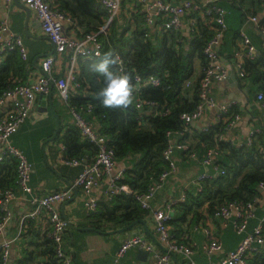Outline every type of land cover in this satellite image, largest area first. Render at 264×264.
Here are the masks:
<instances>
[{"label":"built area","instance_id":"2783aa9c","mask_svg":"<svg viewBox=\"0 0 264 264\" xmlns=\"http://www.w3.org/2000/svg\"><path fill=\"white\" fill-rule=\"evenodd\" d=\"M6 5H10L14 0H0ZM38 18L42 33L54 45V52L43 58L40 62V74L31 82L26 84L15 85L0 95V147L1 158L9 156L16 161V189H8L2 194L0 199V231L13 218L12 203L19 198L26 199L32 206V211L25 216L18 235L22 233L26 223L31 220H37L40 217L45 219L41 226L44 238L51 240L54 246V258L58 264H74L71 256L65 249V234L68 227V221L61 217L58 207L63 202L70 200L74 196V189H78L80 196L84 199V205L87 213H94L99 205L95 196L96 189L100 187L105 178H109L106 186L105 195L111 199L122 192L129 193V188L120 183L123 171L115 174L117 166L115 152L108 145L105 135L99 132L93 122L86 119L81 110L70 108L71 115L75 126L78 128L83 137L97 148L96 156L82 163L76 159H65L62 162L70 166L83 165V169L73 184L60 190L52 191L43 196L33 193L30 186V180L33 172V164L28 159L25 152L13 145L12 136L17 133L21 125L29 118L32 113L37 95H49L55 87L58 96L68 105V99L71 88H80L77 82L78 67L80 59H93L97 57L96 53L101 54L102 44L100 36H107L111 22L116 19L122 10L139 9L142 13L145 26L151 32V29L157 33L168 31H177L183 34L184 20L188 19V32L191 38L195 31L198 14L199 19L204 20V24L213 32L210 39L206 42L203 53L206 64L201 67V72L197 78L189 79L185 82L184 87L190 88L198 80V97L199 102L191 112L182 113L180 116L186 127L191 126L192 121H199L207 108L218 106L213 94L214 85L227 79L229 70L220 63V47L223 43L224 32L226 30L225 10L218 5L219 1L234 3L237 0H96L97 4L105 11L106 17L104 23L94 31H86L79 26L76 20L68 12L62 10L59 6L53 5L48 0H21ZM124 1L127 4L123 7ZM247 20L253 23L260 31L264 39V25L260 24V19L256 16H248ZM72 27L75 35H70L67 28ZM148 32L145 35H148ZM17 51L23 60L28 58V51L23 42L22 36L10 29L9 19L7 17L0 19V61L8 52ZM117 68L126 71V62L123 55L119 52ZM62 56H66V71L64 75L56 76L53 72V63ZM234 62L233 69L240 79L245 78L246 73L244 63L246 60L257 58V51L250 38L244 34H239V41L233 52ZM161 83V78L157 75L150 74L143 76L140 73L133 74L134 100L133 106L139 113L137 119H142V114H158L156 103L145 100L141 97V91L144 87H157ZM72 95V94H71ZM257 101L264 107V93L258 92ZM8 101V105L6 102ZM232 105H223L219 107V118L226 114ZM91 107L87 112L90 113ZM168 109L163 110L161 114L165 115ZM228 125L226 129L233 127L240 119L238 114L227 118ZM206 129V128H205ZM259 129L251 130L246 138L247 144L252 142L255 134ZM180 132H167V146L163 151L164 160L167 162V169L161 173L158 180L155 181L144 195H138L137 200L144 209L152 210L150 201L156 193L164 186L168 177L176 171V161L174 160V151L187 150L188 145L174 137L181 136ZM177 139V138H176ZM242 141V142H244ZM239 142L236 145H241ZM218 149H208L201 159V163L207 168V171L199 176L195 181L196 190L200 191V183L203 180L210 179L215 173H224L217 163ZM191 158H197L195 153L190 154ZM113 174V175H112ZM264 196V185L260 184ZM261 197L255 198L246 204L229 203L221 206L215 213V217L220 218L225 223H230L236 233H245L242 241L236 249L228 252L226 258L221 264H249V257L260 250L264 244V234L262 221L256 225L252 231L248 232L249 221L255 216V208ZM186 200V192H183L177 199H173L166 205V209L154 211L152 213L154 221V230L161 245L157 246L152 243L147 236L137 234L131 238L125 239L119 246L113 261L110 264H121V259L131 248L145 250L153 264H172V253H180L187 257L189 264H196L191 259L193 246L183 238H177L170 229L169 221L173 207ZM13 240H8L0 245V264H13L10 261V250ZM222 250L219 241L213 240L204 246L207 254H212ZM131 264H143L142 262H133Z\"/></svg>","mask_w":264,"mask_h":264},{"label":"trees","instance_id":"16d2710c","mask_svg":"<svg viewBox=\"0 0 264 264\" xmlns=\"http://www.w3.org/2000/svg\"><path fill=\"white\" fill-rule=\"evenodd\" d=\"M78 11L71 9L68 3L63 2L60 8L68 12L79 26L86 31H94L104 23L105 11L96 0H77ZM235 7L242 11V19L248 16L260 15L264 10V0H237ZM127 4L123 3V7ZM242 5V7L239 6ZM128 14V15H127ZM197 17L195 33L191 38L184 37L177 31L151 33L145 26L144 18L139 9L122 12L109 26L107 36H100L102 44L101 55L108 51L119 52L126 62V71L133 76L140 73L143 76L150 74L161 78L157 87L147 86L141 91V97L156 103L158 114L139 113L132 105L127 111L119 109L109 110L100 106L96 94L102 87L101 80L90 70L97 57L80 60L77 82L80 88L76 94L68 99V108L81 110L86 119L98 125L99 132L106 136L108 145L113 148L118 161L129 159L131 167L123 171L120 183L129 188V193H120L99 203L96 211L90 214V226L101 230V224H112L116 228H124L136 221L145 220L152 216L149 209H144L137 200L138 195L147 193L149 187L158 180L167 169L163 151L167 146V132H180L176 136L181 143L188 145L187 150H181L185 156L195 153L201 160L210 148L218 149L217 163L224 173H215L210 179L201 181V190L186 193V200L173 207L169 226L177 237L178 231L187 217L192 215L195 221L204 218L199 209L206 207L205 212L215 216L216 211L229 203L246 204L257 197L259 185H264V135L257 133L252 142L246 141L235 145L221 140V135L228 122L225 118L237 114L234 106L219 118V122L203 130L186 127L181 120L182 113L191 112L199 102L198 80L190 88H185L187 80L194 79V63L198 59L201 67L206 64L203 53L206 42L212 31L204 24L203 19ZM264 25V19H260ZM148 32L146 36L145 33ZM34 64L23 60L17 51L8 52L0 61V95L19 84L28 83L30 69ZM244 69L247 77L255 83L264 84V56L254 60H246ZM53 87L51 93L57 94ZM258 92L264 93V87ZM88 107L92 110L87 112ZM168 109L165 115L163 110ZM228 118V117H227ZM56 140L63 144V158L79 161H90L97 154V148L82 136L75 124L62 125L59 128ZM63 132V133H62ZM62 133V134H61ZM16 161L6 156L0 160V199L3 192L16 189ZM31 225L35 220H31ZM141 225V224H140ZM41 228V226H40ZM264 234V223L262 224ZM68 232V231H67ZM65 234V249L74 259L68 249L67 233ZM42 230L35 236L36 243L44 249L45 262L40 264H58L54 258V246L50 239L44 238ZM184 238V237H183ZM0 255V262H1ZM31 257H26L18 264H29ZM75 264V262H74ZM249 264H264V252L259 250Z\"/></svg>","mask_w":264,"mask_h":264},{"label":"crops","instance_id":"0c3cea01","mask_svg":"<svg viewBox=\"0 0 264 264\" xmlns=\"http://www.w3.org/2000/svg\"><path fill=\"white\" fill-rule=\"evenodd\" d=\"M48 1L59 7L65 2L70 5L71 9L79 10L77 0ZM20 4H23L21 0H18V3L14 0L10 5H6L0 1V19L7 17L9 19L10 29L22 36L28 51V58L25 61L33 64L34 60L38 57L37 64L40 65L43 58L54 52V45L42 33L37 15L31 11L28 17L26 11ZM237 4L238 3H229L227 1L218 2V5L225 10L226 21L223 43L220 47V63L229 70V75L227 79L214 85L213 94L218 106L207 108L203 117L196 122V126L192 127L194 129L203 130L207 127L216 125L219 122V107L231 104L234 106V109H236L240 119L233 127L225 129L220 137L221 140L235 145L246 140L251 130L259 129V134L262 133L264 135V107L256 99L258 91L264 87V84L255 83L250 77L240 79L233 69V52L239 41L240 31L250 38L252 44L256 48L257 57L260 55L264 56V39L253 23L249 22L247 19L243 20L242 17H240V27L234 30L232 32L233 34L229 35V39L227 40V32L232 31L228 21L231 17H235L231 9L235 8ZM239 6L242 7L241 4H239ZM258 18L264 19V10L258 15ZM188 22L189 20L185 19L183 27V34L187 37H189ZM67 32L70 35L76 34L72 27H68ZM155 32L156 31L151 29V33ZM80 60L84 61L87 59ZM66 61V56L57 58L53 63L54 75L60 76L65 74ZM200 72V61L196 59L194 63V78H197ZM39 74L40 70L38 68L34 67L30 69L27 82L33 81ZM233 74H235L234 78ZM76 92H78V90L72 87L70 93L76 94ZM71 94L69 95L71 96ZM60 99L58 92L57 94H52V105L56 117L50 109L49 95H47L45 104L41 103L44 99L40 98V94L37 95L34 109L29 118L21 125L17 133L12 136L13 145L22 149L24 152L26 144L33 146L38 152V154L35 155V161L30 160L27 156L32 164L39 163L40 165H33L34 167L30 180L32 191L38 196H43L49 192L69 187L83 169L82 164L78 166L64 164L62 162L63 144L57 141L56 138L52 139L56 131L57 119L62 127L68 124H74L68 105ZM7 105L8 101L5 106ZM95 127L98 128V125ZM173 140L177 141L176 137H174ZM173 157L176 161V171L168 177L164 186L150 201L152 213L157 210L166 209L167 203L173 199H177L183 192L188 193L190 191H195V181L198 180L203 171H207V168L202 165L198 156L197 158H191L183 155L180 150H176L174 151ZM130 167L131 164L129 159L120 160L113 174L118 171H124ZM108 182L109 178L103 179L100 187L96 189L95 196L98 203L109 200L105 195ZM80 195L78 191L74 200L67 204H64L65 201L58 207L61 217H67L69 222L76 227V229H71L67 232L66 239V242H68V249L71 252L75 264H110L121 243L133 233L147 236L152 243L159 246L157 244L158 237L154 230L152 216L144 220L151 234L150 236L147 234L145 226L137 221V224L129 231L103 234L102 232H112L120 228L113 229L114 226L112 224L102 223L101 230L98 231L90 226L91 218H89L90 216L85 209L84 199ZM205 209L206 207L199 209V212L204 215V218L201 220L195 221L194 217L189 215L178 230L182 233L180 235L177 233L176 235L182 236L181 238L184 237L182 240L192 244L194 251L191 255V259L196 264H221L228 252L238 247L245 233H236L230 223H225L215 216L211 217L205 212ZM12 210L13 218L0 231V245L5 241L13 240L10 250L11 263L18 264L26 257H31L29 264H40L45 262L46 255L44 254V249L38 245V242L36 243L35 239L45 219L40 217L35 220L32 225V221H28L22 233L18 235L20 227L25 220V216L32 211V206L28 200L19 198L12 203ZM263 218L264 196L261 195V199L255 208V216L249 221L247 231H252ZM88 228H92L93 230H89ZM213 240H217L221 243L222 250L209 255L204 251V246ZM138 250L139 248L136 247L128 250L121 259V264H131L137 261L143 264H153V260L149 255L145 260L138 259ZM260 250L264 252V244L260 246ZM252 256L253 255L249 258H252ZM172 260V264H189L190 261L180 253H176L175 257L172 256Z\"/></svg>","mask_w":264,"mask_h":264},{"label":"clouds","instance_id":"9594fccd","mask_svg":"<svg viewBox=\"0 0 264 264\" xmlns=\"http://www.w3.org/2000/svg\"><path fill=\"white\" fill-rule=\"evenodd\" d=\"M90 70L101 80L102 87L96 94L100 106L104 109L127 111L134 100L133 76L130 72L117 68L119 56L114 51L101 55Z\"/></svg>","mask_w":264,"mask_h":264},{"label":"water","instance_id":"95a60500","mask_svg":"<svg viewBox=\"0 0 264 264\" xmlns=\"http://www.w3.org/2000/svg\"><path fill=\"white\" fill-rule=\"evenodd\" d=\"M15 1L18 3V0H15ZM20 5H21V7L26 11V13H27V15H28V17H29L31 10H30L26 5H23V4H20ZM37 59H38V57L34 60L33 64H34V66H35L36 68H38V69L40 70L41 68H40V65L37 64ZM234 77H235V74H233V78H234ZM49 97H50V109H51L52 113L56 116L55 111H54V109H53V105H52V93L49 94ZM40 98H41V99H44L43 101H41V103H42V104H45V102H46V98H47V95H46V94H40ZM56 117H57V116H56ZM190 125H191V127H195V126H196V121H192V122L190 123ZM59 128H60V124H59V120L57 119V127H56V131H55V133H54L52 139L56 138V136H57V134H58V132H59ZM262 190H263V189H262L261 187L258 188V191H259L260 193H262ZM77 193H78V189L75 188V189H74V196H73V198L70 199V200H67L64 204H67V203L71 202L72 200H74V199L76 198V196H77ZM64 219H66V220L68 221V227H69V229H68L67 231H70L71 229H76V227H74V226L69 222V220L67 219V217L64 216ZM137 222H138V223L140 222L142 225L145 226V230H146L147 234L150 236L151 234L149 233V230H148V228H147V226H146V222H145L144 220H139V221H137ZM137 222H134V223L130 224L129 226L124 227V228H121V229H119V230H114V231H112V232H102V233H103V234H113V233H117V232L129 231V230H131V229L135 226V224H137ZM88 229H89V230H93L92 228H88ZM137 234H138V233H133V234L129 235V237H127V238H131V237H133V236H136ZM157 244L160 246L159 242H157ZM138 255H139L138 259H140V260H145V259L148 258V253H147L145 250H143V249H139V250H138ZM172 256L175 257V254L172 253Z\"/></svg>","mask_w":264,"mask_h":264},{"label":"rangeland","instance_id":"374dc122","mask_svg":"<svg viewBox=\"0 0 264 264\" xmlns=\"http://www.w3.org/2000/svg\"><path fill=\"white\" fill-rule=\"evenodd\" d=\"M231 10L234 13L235 17H231L229 19V21H228V24H229L230 29L232 31L231 32L230 31L227 32V40L229 39V35H232L233 34L232 32L240 27V24H241L240 17L242 15V11H243V10H241L238 7L232 8ZM60 100H62V99H60ZM24 150H25L27 156L29 157V159L35 161V155L38 154V152L36 151V149L33 146L26 144L25 147H24ZM33 165L34 166H37V165L40 166L39 163H33Z\"/></svg>","mask_w":264,"mask_h":264}]
</instances>
